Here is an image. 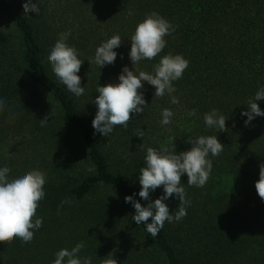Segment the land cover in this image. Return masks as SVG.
I'll use <instances>...</instances> for the list:
<instances>
[{"label": "trees", "instance_id": "16d2710c", "mask_svg": "<svg viewBox=\"0 0 264 264\" xmlns=\"http://www.w3.org/2000/svg\"><path fill=\"white\" fill-rule=\"evenodd\" d=\"M24 2L0 0V166L10 176L43 171L46 195L36 211L43 226L29 243H0V264H52L58 250L77 243L92 264H113L112 258L115 264H264V200L255 188L264 163V117L245 125L240 115L264 86V0H36L40 11L29 15ZM152 12L175 31L160 54L135 67L153 73L162 56L181 54L189 65L173 81L179 102L167 93L154 96L155 88L143 82V113L109 137L94 134L96 89L118 83L125 65L134 70L130 37ZM67 31V43L84 60L80 97L59 82L47 58ZM117 34L115 63L90 64L96 48ZM257 103L264 110V99ZM164 108L174 112L167 126L160 123ZM191 109L196 117L187 115ZM212 109L227 118L225 130L205 127L203 116ZM201 135H217L223 151L209 156L213 167L203 188L181 177L191 202L187 215L166 221L153 238L125 202L133 195L148 203L138 195L146 149L171 150L175 138L179 153L192 147L189 136ZM161 194L157 188L150 198ZM166 203L173 214L181 206L175 197Z\"/></svg>", "mask_w": 264, "mask_h": 264}, {"label": "clouds", "instance_id": "9594fccd", "mask_svg": "<svg viewBox=\"0 0 264 264\" xmlns=\"http://www.w3.org/2000/svg\"><path fill=\"white\" fill-rule=\"evenodd\" d=\"M24 13H39L38 2L25 0L22 5ZM175 31L174 26L166 18L156 12L145 16L138 22L130 37L131 47L128 53L134 70L127 65L123 66L118 75V83L99 85L96 89L98 95L93 101L97 112L92 120L94 134L109 137L116 126L127 127L130 118L143 113L148 104L143 92L138 91L143 87V82H148L155 88L154 96L163 97L166 93L172 97L171 102L176 104L178 99L172 94L176 91L173 81L182 78L189 61L181 54H167L161 57L154 66V72L149 73L135 67L141 60H152L166 47L165 37ZM59 38L53 43L48 52L52 72L59 82L76 97L84 94L81 86V77L78 75L83 61L74 46L67 43L70 31L59 33ZM122 38L117 34L103 41L95 50L94 57L88 61L101 68L114 64ZM123 58V57H121ZM264 99V86L258 88L254 99L247 101V108L240 115L246 117L245 125L256 117H264V110L257 101ZM5 101L0 98V112L4 111ZM131 114V115H130ZM189 117H196L197 110L188 111ZM174 112L169 108L161 111L160 123L167 126L172 123ZM226 119L216 109H212L203 116L206 128H215L223 131L226 128ZM41 120V126L48 122L47 118ZM137 136L141 137L142 133ZM157 151L151 147L146 149L144 165L140 168L138 180L139 197L148 201L146 206L133 198L125 197L126 203H131L135 209L132 220L136 225H145L147 233L155 238L164 227L165 222L181 221L187 215L190 200L187 199L185 187L181 184V177L187 175L188 186L203 188L212 172V160L209 156H219L223 145L217 135H201L196 138L189 136L188 143L192 147L188 150L176 152L174 146ZM259 179L255 188L259 197L264 200V163L260 166ZM8 166H0V243L13 238H19L23 243H29L34 233L43 226V218L36 215L39 202L46 193L44 185L46 175L39 169H32L10 176ZM157 188H162V194L152 200L150 193ZM178 198L181 205L175 214L170 212L166 203L170 198ZM64 203V202H62ZM35 219L33 220V217ZM83 243H77L69 248H61L55 253L52 264H92V257L80 256ZM115 264V259H113Z\"/></svg>", "mask_w": 264, "mask_h": 264}]
</instances>
